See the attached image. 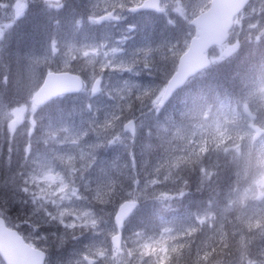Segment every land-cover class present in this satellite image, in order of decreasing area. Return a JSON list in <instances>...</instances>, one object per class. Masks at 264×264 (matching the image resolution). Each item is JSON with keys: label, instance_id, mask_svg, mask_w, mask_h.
I'll return each mask as SVG.
<instances>
[{"label": "rangeland", "instance_id": "1", "mask_svg": "<svg viewBox=\"0 0 264 264\" xmlns=\"http://www.w3.org/2000/svg\"><path fill=\"white\" fill-rule=\"evenodd\" d=\"M27 1L0 0V84L6 83L1 72L12 69H8L9 61L19 57L20 76L29 83L22 87L31 90L28 103L18 98L13 107L4 105L9 99L0 97V122L6 119L10 129L25 127V133H29L28 169L21 182L27 190L23 201L32 209L20 224L22 229L12 227L1 208L0 217L27 243L47 253L44 264H179L185 236L214 217L186 209L173 213L166 206L170 196L156 197L142 188V179L149 187L157 186L171 177L185 156L201 155L207 146H216L234 136L243 137L255 152L254 172L249 186L236 196L241 208L235 210L234 216L245 222L247 218L264 239V128L260 129L264 120L257 117L246 100L234 99L232 109L225 99L210 110H190L186 115L183 112V123L171 119L170 123L161 124L155 119L159 115L156 107L152 114L143 118L142 114L141 119L134 113L141 108L131 110L133 101L141 104L148 100L157 105L178 56L186 51L194 35L189 21L206 10L210 0H161L162 9L147 14L127 12L143 0H86L84 18L72 23L76 41L70 37L49 39L37 53L23 49L11 52L7 44L13 37L16 20L26 13ZM60 1L45 3L57 8ZM104 14L110 18L99 22ZM234 25L232 36L243 35L250 49V43L264 37V0H252ZM95 30L102 37L93 38ZM221 47L210 52L213 62L221 57ZM47 71L84 72L88 84L85 93L56 98L75 101L79 111L76 118L66 119L62 114L43 117L44 113L39 112L47 108L32 104V93ZM256 79L250 83L249 94L264 113V79ZM95 81L99 83L98 90L90 94L88 90ZM151 117L153 123L166 130L162 137L153 133L148 143L139 134L150 133L143 120L150 121ZM131 118L136 123L132 141L123 128ZM229 121H234L235 134L224 123ZM255 134L258 136L253 141ZM159 143L164 144L160 150L156 149ZM107 147L126 152L128 156H112L111 161L125 176L138 178V184L126 185L130 198L122 201L136 199L142 215L150 211L153 222V227L141 230L138 218L128 219L117 249L111 238L116 234L113 214L119 204L115 203L119 191L106 197L108 188L117 183L115 177L106 176ZM141 195L144 199H140ZM260 260L252 257L248 261L259 264Z\"/></svg>", "mask_w": 264, "mask_h": 264}, {"label": "trees", "instance_id": "2", "mask_svg": "<svg viewBox=\"0 0 264 264\" xmlns=\"http://www.w3.org/2000/svg\"><path fill=\"white\" fill-rule=\"evenodd\" d=\"M45 2L47 0L27 1L26 13L16 22L11 42L7 44L11 52L23 49L37 53L41 50V45L49 39L60 40L62 37H70L76 41L72 23L84 18L88 6L86 0H61L57 8L48 7ZM248 45L242 42L237 53L228 58L220 57L217 62H213L192 78L174 93L166 107L158 110L159 115L156 114L155 119L161 124L170 123L171 119L183 123L184 118L180 121L183 112L186 115L190 110H210L220 100L225 102L226 99L233 103L234 99H242L255 109L257 117L263 121V109L256 105V100L249 93L251 81L256 78L257 81L264 79V37L250 43L253 45L250 49H247ZM20 62L19 57H13L8 64V69H12L7 73L5 70L1 72V76L6 78V83L0 84V97L9 99L3 104L11 107L17 105L18 98H24V101L29 102L31 90L26 86L22 87V84H27L28 81L24 76L22 78L20 76ZM40 82L39 80L38 84ZM131 105V110L141 108L140 112L134 111L140 119L142 114V118L152 114L155 108L148 100L141 104L133 101ZM45 107L46 110L39 112L44 113L41 114L43 117L45 114L48 116L62 114L67 117L66 119H73L79 114L75 101L68 100V97L61 100L55 98L40 108ZM147 111L148 114L145 113ZM152 121L153 117L150 121L143 120L151 135L138 133L148 143H151L153 133L162 137L166 130ZM226 124L230 127L231 133L235 134L234 121ZM262 127L264 128L263 124L260 129H263ZM6 128L10 127L6 126V119H3L0 122V208L8 214L6 217L10 219L8 221L12 227L22 229L23 226L20 224L32 209L27 201H23L25 194L21 191V187H25L24 182H21V176L28 169L26 159L29 133H25V127H18L14 137H10L6 133ZM144 128L143 125L142 131ZM105 135L108 140L109 131L105 132ZM163 145L159 143L156 149H162ZM106 152V176L115 177L117 182L108 188L106 197L110 192L118 190L119 197L115 201L118 204L122 199L130 198V194L124 188H127L128 184H134L133 179L136 181L135 184H138V178L125 176L124 172L117 169L111 161L112 156L120 158L128 156L126 152L120 153L119 150L115 151L110 147H107ZM254 158L255 152L248 146L246 140L234 136L233 139L224 140L216 146H207L201 155L199 153L197 156H185L171 177L157 186L149 187L147 181L142 179V188L152 192L156 197L160 198L163 194L170 196V202L166 206L168 205L173 213L178 214L186 209L194 214L209 213L214 217L213 220L197 225L192 234L185 236L179 264H245V261L247 263L252 257L262 259L260 253L264 250V239L259 233L261 231L247 218L245 222L244 219L237 220L234 216L235 210L241 208L237 204L239 200L236 196L249 186V180L254 172L252 168ZM185 180L188 181L186 186ZM182 187L183 193L180 191ZM141 196L140 199H144V196ZM142 211V208H137L131 217L138 218L139 229L148 230L149 226L153 227L152 215L148 210L142 215Z\"/></svg>", "mask_w": 264, "mask_h": 264}, {"label": "water", "instance_id": "3", "mask_svg": "<svg viewBox=\"0 0 264 264\" xmlns=\"http://www.w3.org/2000/svg\"><path fill=\"white\" fill-rule=\"evenodd\" d=\"M248 1L211 0L207 10L191 19L189 24L194 27V35L190 38L188 49L180 55L176 70L165 83L157 103L158 108H162L174 92L182 87L189 78L209 65V59L205 53L211 46L221 45L227 40L233 25V18L245 7ZM159 3L160 0H143L140 5L130 8L129 11H158ZM105 18L106 16H103L100 20ZM237 48L238 41L223 50V55L230 56ZM94 84L91 88L92 93H96L99 87L98 81H95ZM81 89L82 81L79 76L69 72H48L34 92L32 102L36 106L44 105L58 95L76 94ZM123 126L131 136L134 135V120L130 119ZM129 205L130 207H126ZM136 206V200L123 201L113 215L117 233L112 236L111 240L116 249L120 244V228ZM0 258L4 264H43L44 254L25 244L17 231L7 227L4 219L0 217Z\"/></svg>", "mask_w": 264, "mask_h": 264}, {"label": "clouds", "instance_id": "4", "mask_svg": "<svg viewBox=\"0 0 264 264\" xmlns=\"http://www.w3.org/2000/svg\"><path fill=\"white\" fill-rule=\"evenodd\" d=\"M5 79H6V78H5ZM25 102H27V101H25ZM5 130H6V133H7L8 136H10V137H14V135H15V131H16V130H14V129H10V128H6ZM133 183H134V184L136 183L135 179H133ZM187 184H188V181L185 180V181H184V185L186 186ZM21 191H23V192H25V194H27V190H26V188H24L23 186L21 187ZM180 191H181V193H183L184 188L182 187V188L180 189ZM35 203H36V201H35V199H33V204H35ZM141 254H142V253H141ZM45 255H46V259H47V253H45ZM260 256H261L262 259L259 261V264H264V250L261 251ZM147 259H148V261L151 260L150 257L147 258ZM247 264H256V262H255V261H248Z\"/></svg>", "mask_w": 264, "mask_h": 264}, {"label": "snow or ice", "instance_id": "5", "mask_svg": "<svg viewBox=\"0 0 264 264\" xmlns=\"http://www.w3.org/2000/svg\"><path fill=\"white\" fill-rule=\"evenodd\" d=\"M49 2L51 3V2H53V0H49ZM93 90L95 91V88ZM126 207H130V205L129 206H126Z\"/></svg>", "mask_w": 264, "mask_h": 264}, {"label": "bare ground", "instance_id": "6", "mask_svg": "<svg viewBox=\"0 0 264 264\" xmlns=\"http://www.w3.org/2000/svg\"><path fill=\"white\" fill-rule=\"evenodd\" d=\"M134 6H132L131 8H133ZM130 9V8H129Z\"/></svg>", "mask_w": 264, "mask_h": 264}, {"label": "flooded vegetation", "instance_id": "7", "mask_svg": "<svg viewBox=\"0 0 264 264\" xmlns=\"http://www.w3.org/2000/svg\"><path fill=\"white\" fill-rule=\"evenodd\" d=\"M106 20H108V19H106ZM106 20H105V21H106Z\"/></svg>", "mask_w": 264, "mask_h": 264}]
</instances>
